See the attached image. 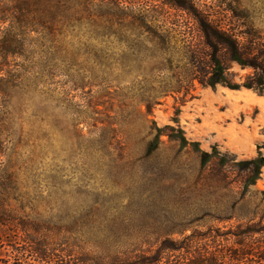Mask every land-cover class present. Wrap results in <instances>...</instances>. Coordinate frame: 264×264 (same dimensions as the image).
I'll list each match as a JSON object with an SVG mask.
<instances>
[{"label":"rangeland","instance_id":"obj_1","mask_svg":"<svg viewBox=\"0 0 264 264\" xmlns=\"http://www.w3.org/2000/svg\"><path fill=\"white\" fill-rule=\"evenodd\" d=\"M89 2L90 14L61 20L53 59L10 58L0 172L46 220L76 224L85 250L105 241L123 253L165 248L161 264H264V166L246 187L251 170L236 165L264 158V93L200 86L208 50L187 13L226 29L242 14L264 34V0ZM121 8L152 23L132 27ZM154 125L217 157L202 166L165 136L148 153Z\"/></svg>","mask_w":264,"mask_h":264},{"label":"trees","instance_id":"obj_2","mask_svg":"<svg viewBox=\"0 0 264 264\" xmlns=\"http://www.w3.org/2000/svg\"><path fill=\"white\" fill-rule=\"evenodd\" d=\"M92 7L89 0H0V94L8 96L10 80L14 76L10 58L25 57L32 54L29 50H33L42 58L53 59V50L62 33L61 20L88 15ZM116 7L122 6L118 3ZM121 10L123 15L120 19L132 27L147 28L152 23L142 14L126 12L125 8ZM187 13L197 24L208 50L207 59L202 63L197 61L195 66L198 74L194 79L200 86L211 90L217 87L231 91L245 89L262 95L264 34L248 27L251 22L242 14L233 13L232 29H226L212 16L192 10ZM235 25L246 29L236 30ZM225 61L247 73L243 76L230 73ZM6 129L5 120H0V151ZM163 136L182 148L190 146L199 155L202 166L217 157L215 151L207 153L200 150L199 143L189 142L182 130L173 126L157 128L154 125L148 153L157 149ZM219 162L225 164L224 159ZM236 165L242 166L243 170H251L245 185L249 187L259 180L264 161L259 155ZM23 199L17 176L0 172V264H161L165 259L161 254L165 248L157 252L123 253L101 246L106 244L105 241L99 242L98 250H85L84 244L91 245L92 242L78 237L76 224L51 221L50 217L46 220L37 209L28 207Z\"/></svg>","mask_w":264,"mask_h":264},{"label":"bare ground","instance_id":"obj_3","mask_svg":"<svg viewBox=\"0 0 264 264\" xmlns=\"http://www.w3.org/2000/svg\"><path fill=\"white\" fill-rule=\"evenodd\" d=\"M252 98H253V95H252Z\"/></svg>","mask_w":264,"mask_h":264},{"label":"water","instance_id":"obj_4","mask_svg":"<svg viewBox=\"0 0 264 264\" xmlns=\"http://www.w3.org/2000/svg\"><path fill=\"white\" fill-rule=\"evenodd\" d=\"M263 161H264V158H263Z\"/></svg>","mask_w":264,"mask_h":264}]
</instances>
